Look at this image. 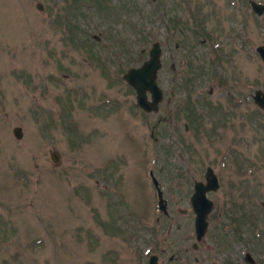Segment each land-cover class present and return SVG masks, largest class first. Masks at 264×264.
<instances>
[{
  "label": "rangeland",
  "instance_id": "rangeland-1",
  "mask_svg": "<svg viewBox=\"0 0 264 264\" xmlns=\"http://www.w3.org/2000/svg\"><path fill=\"white\" fill-rule=\"evenodd\" d=\"M153 41L164 96L146 112L122 75ZM260 44L250 0H0V264H264Z\"/></svg>",
  "mask_w": 264,
  "mask_h": 264
},
{
  "label": "water",
  "instance_id": "water-1",
  "mask_svg": "<svg viewBox=\"0 0 264 264\" xmlns=\"http://www.w3.org/2000/svg\"><path fill=\"white\" fill-rule=\"evenodd\" d=\"M250 4L253 10L258 14L263 12L264 3L250 0ZM37 7L39 9L42 8V3L40 1L37 2ZM256 50L264 62V44L258 45ZM160 54V43L158 41H153L148 51V57L140 65L128 67L122 75L123 79L135 89L137 105L146 112L156 110L158 102L162 97L161 88L156 81L157 70L161 65ZM147 92H149V96ZM252 97L254 102L264 109V91L260 88H256L252 93ZM13 133L15 137L20 138L22 136L21 127L15 126L13 128ZM52 158L55 161L58 159L57 155H53ZM149 174L156 187L158 210L168 214L167 199L163 196V190L159 185V181L152 170H150ZM219 185L218 176L210 165H208L204 171V181H194V189L190 195V201L195 214L194 231L196 240L202 239L205 234L207 229V214L213 206V200L208 197L207 191L216 190ZM261 203L264 205V201H261ZM193 246L196 247L197 243L194 242ZM246 259L252 263L255 261L250 252H246ZM157 260L158 256L156 254H151L148 264H156Z\"/></svg>",
  "mask_w": 264,
  "mask_h": 264
},
{
  "label": "flooded vegetation",
  "instance_id": "flooded-vegetation-1",
  "mask_svg": "<svg viewBox=\"0 0 264 264\" xmlns=\"http://www.w3.org/2000/svg\"><path fill=\"white\" fill-rule=\"evenodd\" d=\"M263 3V2H262ZM254 12H255V10H254ZM263 12H264V10H263ZM262 12V13H263ZM257 15H261L262 13H260V14H258L257 12H255ZM159 42V41H158ZM160 43V42H159ZM160 49H161V53H162V45H161V43H160ZM160 60H161V54H160ZM162 66V61H161V65H160V67ZM159 67V68H160ZM191 69V71H192V73L193 74H195L194 72H195V69H193V68H190ZM186 80H190V77H187L186 78ZM157 81V80H156ZM158 83V82H157ZM159 85V84H158ZM161 88V87H160ZM261 89V88H260ZM211 90L212 89H209V92H211ZM255 90V89H254ZM263 90V89H262ZM161 91H162V97H161V99L159 100V102L163 99V90H162V88H161ZM264 91V90H263ZM254 92V91H253ZM171 95H174V93L173 92H171ZM190 98H187L186 100H187V102L188 103H191V94L190 95H188ZM251 96H252V94H251ZM253 98V97H252ZM253 101H254V99H253ZM159 102H158V105H157V109L159 108ZM256 104V103H255ZM186 106V105H185ZM258 106V105H257ZM139 107V106H138ZM141 108V107H140ZM191 112V114L193 113L192 111H190ZM187 127H188V123H185V128L187 129ZM219 180V179H218ZM244 258H245V260L246 261H248L247 259H246V257H245V255H244ZM250 262V261H249ZM252 263V262H251Z\"/></svg>",
  "mask_w": 264,
  "mask_h": 264
},
{
  "label": "trees",
  "instance_id": "trees-1",
  "mask_svg": "<svg viewBox=\"0 0 264 264\" xmlns=\"http://www.w3.org/2000/svg\"><path fill=\"white\" fill-rule=\"evenodd\" d=\"M91 1H93V2H97L98 0H91ZM174 20V19H173Z\"/></svg>",
  "mask_w": 264,
  "mask_h": 264
}]
</instances>
